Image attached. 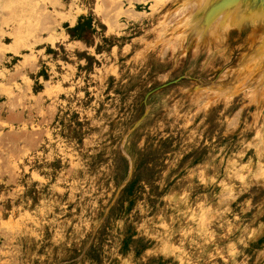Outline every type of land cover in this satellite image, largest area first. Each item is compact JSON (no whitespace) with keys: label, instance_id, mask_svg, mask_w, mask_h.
I'll return each instance as SVG.
<instances>
[{"label":"rangeland","instance_id":"1","mask_svg":"<svg viewBox=\"0 0 264 264\" xmlns=\"http://www.w3.org/2000/svg\"><path fill=\"white\" fill-rule=\"evenodd\" d=\"M109 1L0 0V264H264V0Z\"/></svg>","mask_w":264,"mask_h":264},{"label":"bare ground","instance_id":"2","mask_svg":"<svg viewBox=\"0 0 264 264\" xmlns=\"http://www.w3.org/2000/svg\"><path fill=\"white\" fill-rule=\"evenodd\" d=\"M104 1V0H103ZM107 1H109V0H107ZM106 2V1H105ZM109 2H111V1H109ZM113 3H116V1H114ZM111 4V3H110ZM109 4H107V6H108ZM123 5V4H122ZM113 7V6H112ZM116 9H119V8H121V7H119L118 6V8L117 7H115ZM114 9V8H113ZM112 10V9H111ZM113 11V10H112ZM109 12H111V11H109ZM121 12H122V10H121ZM118 14V13H117ZM106 15H107V13H106ZM111 16H114V17H116V15H111ZM111 16H109L110 18H114V17H111ZM106 17V16H105ZM118 17V16H117ZM109 24V23H108ZM115 24V23H114ZM119 27V26H118ZM45 29H47V28H45ZM40 37V36H39ZM31 46V45H30Z\"/></svg>","mask_w":264,"mask_h":264},{"label":"water","instance_id":"3","mask_svg":"<svg viewBox=\"0 0 264 264\" xmlns=\"http://www.w3.org/2000/svg\"><path fill=\"white\" fill-rule=\"evenodd\" d=\"M229 1H233L234 2V0H224V1H222V2H229ZM216 5H218V4H216ZM165 85H167V84H165ZM165 85H163V86H165ZM163 86H161V87H163ZM161 87H158V88H161Z\"/></svg>","mask_w":264,"mask_h":264}]
</instances>
